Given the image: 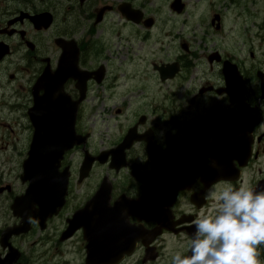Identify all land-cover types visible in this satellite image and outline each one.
Masks as SVG:
<instances>
[{"label":"flooded vegetation","instance_id":"obj_1","mask_svg":"<svg viewBox=\"0 0 264 264\" xmlns=\"http://www.w3.org/2000/svg\"><path fill=\"white\" fill-rule=\"evenodd\" d=\"M121 4L132 7L135 0H0V91H3L4 81L10 84L13 82L12 78H16L17 75L20 77L18 76L13 82L17 83L15 89L23 87L29 89L22 94V100L18 99L19 101L11 103L9 111L5 110L3 97H0V152L3 151V128L14 134L13 124L19 126L21 134L32 133L29 123L24 125L20 122L26 117L34 102V89L39 77L47 67L52 71L58 68L59 59L65 52V49L59 45L60 41L64 40L67 43L66 48L70 52H73L74 47L79 49L78 66L87 71L96 70L104 62L102 60L99 66H95L94 57L98 55L96 51L101 42L107 45L106 53L109 56H120L122 59L130 56L132 42L136 36L135 23L124 19V25L119 27V21H122ZM249 12L248 6L241 1H232L218 10H210L204 23L208 26L210 45L217 46V49L213 48L211 52L221 53L222 58L227 54V46L221 39L234 40L239 51L248 50L246 45L252 38L251 33L248 32L251 24ZM117 19L118 23H116ZM48 25L50 26L46 28ZM116 26L119 28L116 29ZM128 27L130 30L126 32ZM105 28L110 31L116 30L114 40L122 36L125 45L117 48L115 41L111 42L105 37ZM207 57L201 52L191 55L181 52L177 54L175 61L181 66L177 80L171 81L170 84L160 82L158 96H144L145 89H138L132 83L128 86L126 95L112 96L116 114L113 116L112 128L109 129L110 141L106 143V148L119 146L130 129H134L136 137L140 140L126 150L128 167L117 172L111 169L110 161L96 162L97 175L100 177L94 179L88 177L79 181L76 175L82 161L73 160L69 156L64 163V166H70L71 169L69 196L65 205L57 215L46 220L31 219L30 231L11 239V245L19 252L11 250L7 244L4 247L3 244L4 230L21 222L20 218H14L12 212H9L12 215L11 225L7 222L3 225V212H8L17 194L11 192L3 197V193H0V264H3V260L8 256L11 261L18 258L15 264H86L88 240L84 230L72 232L69 230L68 221L80 206L85 207L93 201L105 178L109 181L110 192L100 198L97 204L100 207L99 211L104 213L105 220L118 219L120 215L126 213L127 226L133 229L134 239L137 237L136 242L141 245L139 251L136 249L132 255H126L118 264H159L162 259H166L167 264H171V257H164V238L168 235L180 238L181 243L187 246L190 238L187 233L181 231L188 227L187 223L192 218L197 216L195 209L210 205L211 196L208 193L213 189L216 190L221 184L230 183L213 184L212 178L206 179V171L210 167L207 163L210 156L208 144L219 134L218 131L210 129L217 126L218 121L214 120L213 126L210 127L211 122L205 119L206 115L215 105H221L226 110L234 107L230 96L217 95V90L226 88L222 74L223 67L219 62L208 64V70L212 73L208 76L200 70L199 65H196L199 61L207 63ZM236 63L241 67L248 84V102L260 105L264 102V97L261 82L256 79L255 73L258 69L264 72V57L259 61L260 65L252 66L249 70L245 69L242 63ZM214 67L219 69L217 74H213ZM94 82L88 83L87 97L81 104L76 121L77 132L91 137L88 127L89 116L96 113L97 108L90 112L89 86L98 87ZM65 91L72 100H77L80 96L77 80L69 79L65 84ZM129 94L136 96H128ZM212 96L215 99L213 103H211ZM126 101L127 103L131 101V104L135 105L131 113L132 122L130 119H116L118 113L122 112L121 106ZM15 112L19 113V117ZM3 119L8 122L3 123ZM257 119L259 122L253 124L254 130L256 133H264V112L261 111ZM123 122H128L127 128L122 127ZM205 125L207 127H204ZM202 128L205 144L200 160L195 162L194 147L201 145L194 146V142L200 137ZM159 133L163 135H158ZM88 146L91 151H95L94 141L91 140ZM151 148L160 153L164 162H166L167 150H178V160L172 167H185L188 177L187 184L176 191L171 204L166 203V200L165 203L160 204V207L164 208L162 214L168 216L160 223L152 217L151 195L142 200L144 183L155 181L161 170L153 159ZM256 148L253 163L261 166L264 163V139L262 145ZM82 150L84 147L79 146L74 151L82 154ZM141 157L147 161L142 163ZM137 168L140 175H135ZM169 169L171 173L173 170ZM201 169H205L204 173ZM1 182L3 183V178L0 177ZM178 182L179 179L172 178L170 184L166 185L165 195L168 201L170 200L168 195ZM0 188H3V184ZM80 190L83 191L82 194L79 193ZM77 195L82 197L77 198ZM120 205H123L121 213L113 215ZM94 212H96L95 205ZM66 233L70 236L66 237ZM149 245L155 247L157 252L154 261L146 260V248ZM72 254L75 256L72 257Z\"/></svg>","mask_w":264,"mask_h":264},{"label":"clouds","instance_id":"obj_2","mask_svg":"<svg viewBox=\"0 0 264 264\" xmlns=\"http://www.w3.org/2000/svg\"><path fill=\"white\" fill-rule=\"evenodd\" d=\"M260 109L264 112V102ZM146 161L141 157L142 163ZM207 163L217 167L211 157ZM208 195L215 207L194 219L190 255L176 252L171 264H264L258 251L264 245V188L255 189L245 183L236 188L213 189Z\"/></svg>","mask_w":264,"mask_h":264},{"label":"water","instance_id":"obj_3","mask_svg":"<svg viewBox=\"0 0 264 264\" xmlns=\"http://www.w3.org/2000/svg\"><path fill=\"white\" fill-rule=\"evenodd\" d=\"M62 137L58 134L59 142L55 144L53 135H43L40 131L37 132L29 159L24 165V180L30 181L27 197L29 200L43 201L47 205L57 201L58 197L51 195V187L54 184L56 188L59 186V161L63 152L72 145L68 137H64L63 141ZM38 193L41 194L40 199L37 195H33Z\"/></svg>","mask_w":264,"mask_h":264},{"label":"rangeland","instance_id":"obj_4","mask_svg":"<svg viewBox=\"0 0 264 264\" xmlns=\"http://www.w3.org/2000/svg\"><path fill=\"white\" fill-rule=\"evenodd\" d=\"M169 39L167 38H161L159 35L153 34L151 36V40L148 42H143L142 40L135 39V45L132 48V54L131 56L135 59V64L133 65V69L136 73L140 75L147 76V70H149L148 64L152 59L158 60L159 57L168 55L170 51L168 50L167 45L169 44ZM161 45L166 46V48L161 49ZM159 46V49L157 51L156 48ZM162 51V53H161ZM141 58L143 60L141 61ZM127 65V64H126ZM125 65V66H126ZM121 66V67H125ZM113 67L115 68V65L111 67L112 74L115 73L117 75L118 73L113 72ZM132 67V65H130ZM150 80H152V73L150 72ZM122 78V74H119ZM114 76V75H113ZM145 80H148V77H145ZM138 79L136 80V82ZM173 90H175L173 88ZM102 94L105 97H108L107 95L111 94V91H102ZM25 144L24 137H21V141L18 142L19 148ZM179 155V152H175L174 156ZM7 161V166H3V179L5 182H9L14 184L16 187L20 186L21 183L19 181V175L21 173V160L22 156L20 155L19 151H8L3 152V161ZM9 160V161H8Z\"/></svg>","mask_w":264,"mask_h":264}]
</instances>
